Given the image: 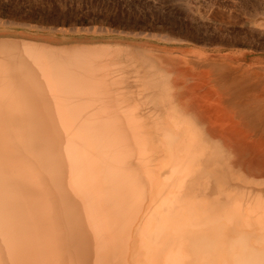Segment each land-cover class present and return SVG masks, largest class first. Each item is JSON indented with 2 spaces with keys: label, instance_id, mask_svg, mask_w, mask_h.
I'll use <instances>...</instances> for the list:
<instances>
[{
  "label": "bare ground",
  "instance_id": "1",
  "mask_svg": "<svg viewBox=\"0 0 264 264\" xmlns=\"http://www.w3.org/2000/svg\"><path fill=\"white\" fill-rule=\"evenodd\" d=\"M11 43L0 41V264H264V152L227 150L229 122L201 116L205 133L147 113L156 89L112 57ZM253 75L233 94L261 100Z\"/></svg>",
  "mask_w": 264,
  "mask_h": 264
},
{
  "label": "rangeland",
  "instance_id": "2",
  "mask_svg": "<svg viewBox=\"0 0 264 264\" xmlns=\"http://www.w3.org/2000/svg\"><path fill=\"white\" fill-rule=\"evenodd\" d=\"M263 9L264 0H0V41L100 63L112 57L156 89L145 94L147 113L193 126L203 121L205 133L201 116L229 122L223 134L235 139L227 150L238 144L253 150L255 161L264 152V94L252 102L233 89L264 73V15L255 13ZM190 107L197 116L188 115ZM246 156L240 169L249 177Z\"/></svg>",
  "mask_w": 264,
  "mask_h": 264
}]
</instances>
